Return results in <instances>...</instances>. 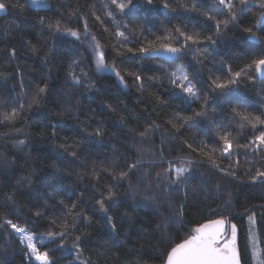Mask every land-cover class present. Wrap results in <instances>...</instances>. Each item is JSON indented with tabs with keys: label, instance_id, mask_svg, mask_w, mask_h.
Instances as JSON below:
<instances>
[{
	"label": "snow or ice",
	"instance_id": "snow-or-ice-1",
	"mask_svg": "<svg viewBox=\"0 0 264 264\" xmlns=\"http://www.w3.org/2000/svg\"><path fill=\"white\" fill-rule=\"evenodd\" d=\"M145 3L148 7L144 10L151 12L156 0H145ZM31 4L51 9L47 0H31ZM87 5L88 0L84 5L77 0L67 17L61 12L54 22L49 17H39L42 33L46 29L53 41L47 50L31 40L22 41L23 48L43 65L50 63L58 44H70L91 53L88 63L94 67L81 66L82 53H74L69 58L63 84L66 90L58 91L52 103L59 109L56 117H71L79 124V139L59 137L58 121L50 119L43 124L37 133L41 139L60 141L59 150H53L56 163L51 165L56 183L48 186L42 202L36 194L40 191L37 185L42 187L43 181L35 169L9 186L8 192L0 186V237L17 239L27 264L63 261L99 264L101 259L108 264V251H113L112 264H121L120 249L130 234L125 233L124 241L121 240L123 225L127 223L135 228L141 221L134 213L150 210L149 219L155 225L154 251L160 252V264H264L258 251L259 245L264 244V204L245 207L238 218L228 188L233 181L264 185V35L257 34V31L264 32V0H175V3L159 0L156 8L166 19L173 13L177 14L173 19H181V12L196 14L202 19L197 20L199 30L189 28L188 23L171 24L154 34V38H148L143 25L130 26V20L124 21L123 17H131L133 10L140 7L134 0H108L102 4L103 15L96 13V4L92 3L89 16L84 12ZM18 7V0H0V12ZM249 12L252 18L246 19ZM89 19H92L91 26ZM97 24L103 32L96 28ZM230 32L243 45L236 54V59L242 61L239 65L220 51ZM105 33L114 53L111 62ZM5 54L11 62L20 52L15 44H9L0 50V59ZM233 54L229 49L228 56ZM146 60H163L149 69L161 74L147 79L159 82L170 98L180 103L170 113L157 112L143 130H139V125L129 128L125 134L128 147L124 152L113 145L112 156L100 158L92 149L105 145L108 133L102 123L88 131L92 120H80L79 104L78 101L74 104L73 98L78 93L98 91L94 74L113 76L122 89L129 88L131 78L132 86L143 97L145 76L140 65ZM126 61L135 63L126 70L121 69L120 65ZM52 71L50 67L49 73ZM15 73L20 77L19 90L14 87L8 90L7 96H0V142L5 148L11 143L13 148L22 151L31 139L27 131L29 121L47 108L53 94L43 76L33 85L26 83L21 66L17 65ZM5 78V72L0 71V79ZM11 78L15 80L16 76ZM148 96L146 112L148 104L153 102L152 111L167 104L163 93L149 92ZM189 109L191 113L187 114ZM120 123H127L123 116ZM188 128H197L206 139L199 141L195 136L181 139ZM157 138L159 144L155 145ZM146 141L155 146L143 147ZM0 162H6L10 169L16 167L15 155L8 160L0 152ZM242 170L247 180L240 178ZM72 176L75 177L72 183H61ZM194 181L197 187L190 189ZM189 190L199 192L205 199L220 200L215 208L208 209L218 218L191 227L184 239L173 243V239H179V230L185 227ZM181 191L184 192L182 201L172 198ZM17 197L27 198L31 204V214L22 221L18 215L22 205ZM257 207L261 210L259 220ZM97 216L99 219H95ZM245 218L247 235L244 245L240 246L239 221ZM45 219L46 230L37 233L36 227ZM258 228L262 229L259 236ZM147 231L141 228L138 234ZM170 231L177 233L175 237ZM94 237L96 243L90 247ZM5 252L7 247H0V259ZM3 264H13V261L5 259ZM136 264H147V261L138 254Z\"/></svg>",
	"mask_w": 264,
	"mask_h": 264
},
{
	"label": "trees",
	"instance_id": "trees-1",
	"mask_svg": "<svg viewBox=\"0 0 264 264\" xmlns=\"http://www.w3.org/2000/svg\"><path fill=\"white\" fill-rule=\"evenodd\" d=\"M48 1L51 6L50 10L46 8H34L30 6L26 0H18L20 7L16 9L9 8L6 15L0 17V50L7 48L9 44H15L20 52V55L15 61L9 62L6 54L2 59H0V71L5 72L6 74L5 79H0V96H7L8 90L13 89L14 87L16 91L19 90L18 85L20 77L15 73L17 65L22 67L26 83L31 82L34 85L35 82L43 76L49 81V88L53 94L47 108L38 114H34L33 119L29 121L30 127L27 131L31 133V139L30 143L22 151L13 148L11 143H8L5 148L3 146V142H0V152L5 153L8 160L13 159L14 155L16 158L15 169L8 168L6 166V162H0V186H3L4 192H8L10 190L9 186H14L20 177L27 175L35 169L37 175H39L41 177V181H43L42 187L40 184L37 185L40 191L36 194L37 199L41 202L43 201L44 193L49 190L48 186L56 183V177L52 175L53 170L51 165L56 163L55 153L53 150H59L58 145L60 141L41 139L37 133H39L43 124L48 123L51 119L53 121H58L56 131L59 137L67 135L70 138L79 139V132L81 131L79 124L74 123L71 117H56L55 113L59 109L53 107L52 101H55L56 93L58 91L66 90L63 87L64 76L66 75L67 63L70 62L69 58L74 53H82V67L93 68V65L88 63L91 53L84 51V49L78 50L74 45L58 44L56 47V53L48 65H43L38 58L32 57L31 54L23 48L22 41L31 40L33 44L43 45L44 50H47L53 41L46 29H44L42 33V29L38 23L39 17L46 16L54 22L55 19L59 17L61 12H64L67 17V13L77 5V0ZM172 2L175 3V0H172ZM79 3L84 5L85 0H79ZM92 3L96 4V13L98 15H103L102 4L108 3V0H88V5L84 7V12L88 13L89 16H91L92 12V8L90 7ZM134 3L140 5V7L133 10L131 17L125 16L123 19L124 21L130 20V26L143 25L148 38H154V34H159L165 27H169L171 24L188 23L189 28L199 30L200 25L197 23V20L202 18H197L196 14L181 12L179 13L181 19H173L174 16H177V14L173 13L166 19L165 16L156 8V4L159 3V0H156V4L151 6V12L144 10L148 7L145 0H134ZM252 15V12H249L246 19H251ZM190 16L194 18L189 20L188 17ZM117 18H119L118 12ZM72 19L75 20V17L73 16ZM108 23L111 24V21H108ZM89 24L90 26L92 25V19H89ZM96 28L100 32H103V28L100 27L99 24L96 25ZM257 34L264 35V32L257 31ZM104 38V42L109 44V62H111V57L114 53L112 52L110 41H108L106 33L104 34ZM242 48L243 45H241L239 40L235 38V34L230 32L228 34L227 43L221 46L220 51H222L227 58L231 59L234 64L239 65L242 61L236 59V54H239ZM229 49H232L234 53L230 57L228 56ZM41 55H43V52H41ZM77 58L81 57L78 55ZM134 63V61H126L125 63H122L120 67L121 69L126 70ZM161 63H163V60L141 61L140 68L143 69L142 74L145 76L144 83L146 88V92L143 97H141L140 92L132 86L131 78L128 79L129 88L126 89V91H121L116 86L112 77L107 75L100 77L95 76L94 74L93 78L97 81L96 86L98 91L84 93L83 95L78 93L77 97L73 98V103L75 104L78 101L79 104L80 112L77 113V115L80 116V120H92V123L87 130L91 131L98 124L102 123L108 133L104 138L106 144L96 146L92 149V151L99 155L100 158H104L105 156L111 157L112 152L110 150L113 145H116L121 152H124L125 148L128 147V142L125 140V134L129 128L139 125V130H143L146 124L151 122V120L156 116L157 112L170 113L176 105L180 103L178 100L171 99L169 92L166 88L161 87L159 82L147 79V76L161 74L160 72L149 70L154 69L156 65ZM50 67L53 68L51 73H49ZM13 75L16 76L15 80L11 78ZM164 83L167 84V81H164ZM149 92L163 93V99L167 101V104L156 108L155 111H152L154 107L153 102L148 104L149 111H144L145 104L150 99L148 96ZM113 109H115V111H113ZM190 113L191 109L188 110L187 114ZM181 114L183 115L186 113ZM121 116L125 118L127 123L123 125L120 123ZM50 132L51 130L49 129V134ZM191 136H195L199 141L206 139V137L202 135L197 128H188L181 139ZM69 142L71 143V139ZM158 144L159 139L157 138L155 140V145ZM155 145L146 141L143 147L148 148ZM8 153H12L13 155H8ZM240 178L247 180L244 170L240 172ZM74 179L75 177L72 176L67 180L61 181V183L63 185H68L72 183ZM83 186L84 185H82V187ZM192 187H197V182L194 181L190 186V189ZM228 188L232 192L233 207L238 218L239 214L245 207H248L249 205L264 204V199H262V197H264V185L257 184L252 186L246 183L233 181L228 185ZM77 192H79V189H77ZM89 195H91V190L89 191ZM74 198L75 197H73V199ZM172 198L177 201H182L184 198V192L181 191L179 196L174 195ZM197 198L199 199V202H197ZM17 200L22 205L18 212L22 221L26 216L31 214V204L27 202V198L21 199L17 197ZM219 203L220 200L213 201L211 199H205V197L199 192L192 193L189 190L188 206L186 208L187 215L184 218L185 227L179 230V239H173V243H178L180 240L184 239L191 227H195L200 223H205L208 219L218 218V216H212L208 209L215 208ZM4 211H7V209H4ZM255 211L257 219L259 220L261 210L257 207ZM134 215L137 220L141 221V223H137L135 228H130L127 223L123 225L121 240L124 241L125 233L130 234L128 235V240L123 243V246L120 249L121 264H136V256L138 254L142 256L143 261H147V264H160V260L158 258L160 256V252L154 251L156 242L153 239L152 230L155 225L149 219L152 215L151 211L138 210L134 213ZM9 218L15 220V217ZM95 219H99V217L97 216ZM239 226L242 228V231L238 233V244L243 246L248 228L246 218L243 221H239ZM174 227L175 226H173V229ZM141 228H146L148 231L144 234H138ZM45 230L46 219L40 221V224L36 227L35 231L37 233H42ZM261 230V228L257 229L258 236ZM170 234L175 237L177 233L175 231H170ZM6 241H10V243H6ZM95 243L96 240L94 237L92 244L89 246L92 247ZM0 247H7V252L3 254V259H0V264H3L5 259H11L13 264H27V262L23 260V252L21 251L22 246L19 244L17 239H13L12 237H0ZM39 247H41V250H44L43 246ZM100 250L103 251L105 249L101 248ZM258 251L260 253V259H264V244L259 245ZM106 254L108 256V264H112L113 251H108ZM56 255L59 256L60 253H57ZM85 255H88V253H85ZM153 257L157 258L153 259ZM93 259H96V257L93 256ZM58 264H67V261L58 262ZM99 264H105L104 260L101 259Z\"/></svg>",
	"mask_w": 264,
	"mask_h": 264
},
{
	"label": "rangeland",
	"instance_id": "rangeland-1",
	"mask_svg": "<svg viewBox=\"0 0 264 264\" xmlns=\"http://www.w3.org/2000/svg\"><path fill=\"white\" fill-rule=\"evenodd\" d=\"M27 1V3L30 5V6H32V7H34V8H39V9H44L45 7L42 5V4H39V5H32L31 4V0H26ZM47 2H48V4H49V1L47 0ZM93 67H94V65H93Z\"/></svg>",
	"mask_w": 264,
	"mask_h": 264
},
{
	"label": "water",
	"instance_id": "water-1",
	"mask_svg": "<svg viewBox=\"0 0 264 264\" xmlns=\"http://www.w3.org/2000/svg\"><path fill=\"white\" fill-rule=\"evenodd\" d=\"M6 13L7 12H0V17H3V16H5L6 15ZM107 76H109V75H107ZM110 77H112L113 78V80H114V82H115V84H116V86L121 90V91H126V89H122L120 86H118L117 85V83H116V81H115V78L113 77V76H110Z\"/></svg>",
	"mask_w": 264,
	"mask_h": 264
}]
</instances>
